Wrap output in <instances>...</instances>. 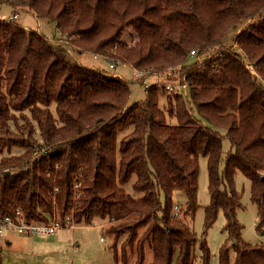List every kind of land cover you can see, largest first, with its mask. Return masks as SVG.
Listing matches in <instances>:
<instances>
[{
  "label": "trees",
  "instance_id": "1",
  "mask_svg": "<svg viewBox=\"0 0 264 264\" xmlns=\"http://www.w3.org/2000/svg\"><path fill=\"white\" fill-rule=\"evenodd\" d=\"M2 8L54 24L61 42L0 18V213L105 222L124 240L122 261L135 253L145 264L149 247L148 264H210L207 235L222 211L219 264H264V245L243 239L237 187L241 173L262 232L264 0H0ZM85 55L172 74L188 95L152 86L130 105L129 83L79 62ZM201 157L211 201L198 237L186 219L199 209ZM175 192L187 197L177 216Z\"/></svg>",
  "mask_w": 264,
  "mask_h": 264
},
{
  "label": "rangeland",
  "instance_id": "2",
  "mask_svg": "<svg viewBox=\"0 0 264 264\" xmlns=\"http://www.w3.org/2000/svg\"><path fill=\"white\" fill-rule=\"evenodd\" d=\"M13 17L10 9L2 8L0 18L9 19ZM19 24L27 29L36 30L39 34L54 42H61L54 24L46 20H37L30 14L22 13L15 19ZM240 30L233 31L228 40L233 42L234 37ZM133 36V31L128 30L124 40H129ZM64 43V42H63ZM74 55V52H71ZM202 60V59H201ZM79 62L98 67L109 74L118 75L129 83L131 89L130 105L141 102L146 99L142 82L137 80L133 75V68L129 65H116L115 69L110 68L111 61L105 58L95 59L92 55H85L78 59ZM203 64V60L199 61ZM155 78L149 77V83ZM160 90V89H159ZM163 98V97H162ZM165 101V98L162 99ZM55 106L53 105L52 111ZM198 116V115H197ZM169 123L177 124L175 118H170ZM222 136H225L226 129H217ZM231 145L227 139L223 140L224 155L228 153ZM16 150L15 153H21ZM199 170V190L198 204L199 209L193 222L186 219L190 228L201 237L204 233L205 225V208L210 204L211 197L209 193V175L207 166V157L200 158ZM237 187L242 192L243 208L238 211V220L243 226V239L252 245H264V230H257L258 212L257 207L251 201V185L241 173L237 174ZM129 193H133L132 182L126 186ZM173 201L179 208L187 201V197L182 192H175ZM226 220L223 212L218 214L217 219L208 231L207 240L211 253L210 264H219V251L225 241L226 234L223 232ZM109 224L95 220L91 225L62 227L55 234H36L24 235L16 231H7L4 239L0 243V264H136V254L129 253L127 261H122L120 247L124 242L123 239L116 241L113 234L107 232ZM115 248L118 249L119 256L116 257ZM196 255H200L198 247L194 249ZM152 261V251L146 248V262ZM195 264H200L197 260Z\"/></svg>",
  "mask_w": 264,
  "mask_h": 264
},
{
  "label": "built area",
  "instance_id": "3",
  "mask_svg": "<svg viewBox=\"0 0 264 264\" xmlns=\"http://www.w3.org/2000/svg\"><path fill=\"white\" fill-rule=\"evenodd\" d=\"M17 16H13L7 20L11 19H17ZM191 56H195V52L193 51L191 53ZM95 59L101 58L99 55L94 56ZM116 63L111 62L110 68L115 69ZM169 73H172L170 71ZM133 75L134 77L142 82L144 90H148L152 86H157L160 89H165L170 93H179L184 96L188 95V87L185 83H181L178 81H172L168 78L172 76V74L169 75H163V76H154L155 80L149 83V77L146 75V73L133 69ZM152 78V77H150ZM264 176V171H263ZM79 185L76 186L78 188ZM178 208L176 207V210ZM41 212L46 216L47 221H29L24 216L23 212L20 210H17L14 214L11 215H5L0 213V243L4 239L5 233L7 231H16L19 234L24 235H44V234H55L59 229L62 227H74V219L71 216H68L66 218H60L58 215H54L53 217L47 216L44 209H41ZM178 212V211H177ZM175 213V216H177L178 213ZM1 252V250H0Z\"/></svg>",
  "mask_w": 264,
  "mask_h": 264
},
{
  "label": "crops",
  "instance_id": "4",
  "mask_svg": "<svg viewBox=\"0 0 264 264\" xmlns=\"http://www.w3.org/2000/svg\"><path fill=\"white\" fill-rule=\"evenodd\" d=\"M91 65V64H90ZM95 65V64H92V66Z\"/></svg>",
  "mask_w": 264,
  "mask_h": 264
}]
</instances>
